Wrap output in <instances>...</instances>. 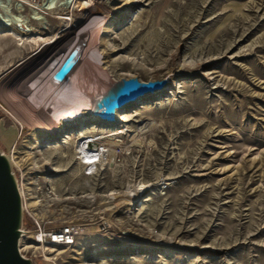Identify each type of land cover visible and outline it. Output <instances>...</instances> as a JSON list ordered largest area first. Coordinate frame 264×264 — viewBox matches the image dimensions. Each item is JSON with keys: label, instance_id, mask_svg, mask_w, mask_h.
Masks as SVG:
<instances>
[{"label": "rangeland", "instance_id": "1", "mask_svg": "<svg viewBox=\"0 0 264 264\" xmlns=\"http://www.w3.org/2000/svg\"><path fill=\"white\" fill-rule=\"evenodd\" d=\"M93 2L95 15L111 11L100 50L115 80L168 82L118 110L107 128L127 125L129 132L116 136L121 144L112 146V167L92 176L68 172L74 168L72 139L64 142L61 135L83 125L99 124V132L103 123L88 110L65 122L56 140L40 136L31 149L35 167H13L17 182L41 200L40 221L83 227L76 242L83 262L70 263L73 248L58 246L47 261L30 257L32 264H264V0ZM89 6L70 11L69 23L81 24ZM48 18L52 28L44 36L60 33V23ZM4 41L9 48H0V124L19 129L12 150H20L30 126L13 118L19 115L3 96L26 69L23 60L40 51L31 43L15 48L0 36ZM11 143L0 131V150L8 154ZM58 149L68 151L62 160L67 170L40 165L44 154L58 162ZM132 175L158 185L146 187L135 205L113 200L111 209H96ZM50 176L68 187L59 199L48 195ZM90 186L94 197L88 200ZM23 214L31 240L34 223Z\"/></svg>", "mask_w": 264, "mask_h": 264}, {"label": "bare ground", "instance_id": "2", "mask_svg": "<svg viewBox=\"0 0 264 264\" xmlns=\"http://www.w3.org/2000/svg\"><path fill=\"white\" fill-rule=\"evenodd\" d=\"M123 1L128 4L135 0ZM89 4L92 6H89L84 21L78 26H72L67 18L68 13L72 12L75 7L81 9ZM21 6L20 2L9 1L6 5L0 0V36L11 40L15 48L31 43L36 45L40 52L36 57L33 56V59L22 58L26 69L22 71L21 76L12 86L7 87L3 98L8 104L14 106L21 117L15 115L13 118L18 122H21L20 119L25 120L30 126V132L24 138L21 149L16 150L15 146L12 150L19 129L15 125L5 128L3 124H0V131L4 138L12 142L8 154L0 150V155L5 157L10 167H16L22 171L26 167L32 168L37 165V160L31 149L36 147L35 144L41 135H45L48 138L47 141L56 140L65 122L76 120L77 117H81L85 113V110L91 112L94 107V99L112 90L117 80L108 71L107 66L110 60H107V56L103 55L105 50H100L101 43L105 41V34L110 28L107 15L111 11H107L106 15H95L92 12L93 0L57 2L54 9L49 12V16L56 18L62 29L60 33L54 32L50 37H46L44 33L52 28L48 16L36 8H31L29 13L23 14ZM63 31H67L66 35L60 38ZM0 48H3L2 51L8 49L7 42L0 43ZM146 93H150V91L139 94L135 99L115 108L113 119H103L99 132L95 131L99 124L83 125L73 133L67 132L66 135H61L64 142L72 139L70 155L74 159V168L68 171L69 174L76 177L81 172L86 176H92L105 167L115 165L113 163L116 152L112 146L115 147L120 143L116 136L127 134L129 128L124 125L123 129L115 131L116 129L107 127L114 125L120 108ZM96 118L100 117L96 116ZM20 126L23 127L22 124ZM148 126L150 124L146 125V127ZM144 127L141 126L140 130H143ZM109 131L111 132L107 133ZM133 139L135 143H139L138 139L135 137ZM128 148L126 147V149ZM57 153L58 162L54 163L51 160V154H44L40 165L47 166L57 173L67 170L68 165H65L62 160L68 157V151L58 149ZM40 177L47 179L44 173H41ZM58 179L57 176H50L48 179L50 180L48 195H52L51 199H59L68 192V187L62 186ZM164 180L165 178H160V184L165 183ZM17 185L23 198L22 209L25 206L36 220L43 219L45 213L39 210L41 204L39 197L24 182L18 181ZM153 185L158 184L145 180L142 175L126 176L122 181L121 188L108 192L106 199L100 201L96 209L98 210L101 206L108 207L113 200L126 206L135 205L144 197L141 195L143 190ZM92 190L93 187L90 186L89 191L86 192L88 200L94 197ZM109 207V209L112 208ZM95 230H97L96 227ZM123 239L127 238L123 237ZM69 248H73L69 262L74 260L83 262L79 251L80 246L75 244ZM50 250L56 251L54 248ZM60 252H66V249L57 253Z\"/></svg>", "mask_w": 264, "mask_h": 264}, {"label": "water", "instance_id": "3", "mask_svg": "<svg viewBox=\"0 0 264 264\" xmlns=\"http://www.w3.org/2000/svg\"><path fill=\"white\" fill-rule=\"evenodd\" d=\"M168 78L139 81L136 78H120L115 87L94 99L92 114L112 120L115 108L144 92L162 88ZM22 196L18 190L13 168L0 155V264H32V258L19 251V240L24 234Z\"/></svg>", "mask_w": 264, "mask_h": 264}, {"label": "built area", "instance_id": "4", "mask_svg": "<svg viewBox=\"0 0 264 264\" xmlns=\"http://www.w3.org/2000/svg\"><path fill=\"white\" fill-rule=\"evenodd\" d=\"M9 1L13 3L20 2L23 14L29 13L31 8H36L44 15L51 17L49 16V12L54 9L56 3L65 0H2L6 5ZM84 172L86 173L85 170ZM23 212L34 223L31 240L26 238L29 230L25 229L24 234L19 240V251L25 257H40L47 261L51 257L50 249L58 246H73L76 244L78 237L83 233V227L80 224L69 222L65 225L53 227L46 225V223L40 220H36L25 206L23 207Z\"/></svg>", "mask_w": 264, "mask_h": 264}]
</instances>
